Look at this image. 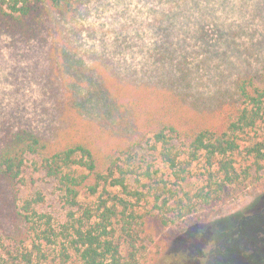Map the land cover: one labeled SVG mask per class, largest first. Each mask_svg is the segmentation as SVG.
I'll return each mask as SVG.
<instances>
[{
    "label": "rangeland",
    "instance_id": "rangeland-1",
    "mask_svg": "<svg viewBox=\"0 0 264 264\" xmlns=\"http://www.w3.org/2000/svg\"><path fill=\"white\" fill-rule=\"evenodd\" d=\"M73 8L71 16L28 19L16 36L0 29V135L26 128L51 150L83 143L104 155L129 147L153 160L147 141L157 126L216 125L221 96L238 76L264 67V0H73ZM36 163L28 161L23 183L1 185L2 252L21 228L16 209L26 198L42 195L38 209L56 226L66 221L57 184ZM263 211L260 171L213 211L147 243L140 263L199 264L205 256L201 264H264Z\"/></svg>",
    "mask_w": 264,
    "mask_h": 264
},
{
    "label": "trees",
    "instance_id": "trees-1",
    "mask_svg": "<svg viewBox=\"0 0 264 264\" xmlns=\"http://www.w3.org/2000/svg\"><path fill=\"white\" fill-rule=\"evenodd\" d=\"M73 10V0H0V29L16 36L28 19ZM218 104L214 126H157L147 141L153 160L129 147L104 155L83 143L51 150L34 131L8 127L0 135V188L23 183L35 159L57 184L66 221L56 226L38 209L42 195L26 198L0 264H141L147 243L163 239L171 225L222 205L232 187L264 172V67L238 76Z\"/></svg>",
    "mask_w": 264,
    "mask_h": 264
},
{
    "label": "flooded vegetation",
    "instance_id": "flooded-vegetation-1",
    "mask_svg": "<svg viewBox=\"0 0 264 264\" xmlns=\"http://www.w3.org/2000/svg\"><path fill=\"white\" fill-rule=\"evenodd\" d=\"M264 212V211H263ZM219 250V245H215L210 252V255H213L214 253H216ZM207 255V254H206ZM206 258L205 256H198L196 259L197 261H199V264L202 263L203 259Z\"/></svg>",
    "mask_w": 264,
    "mask_h": 264
}]
</instances>
